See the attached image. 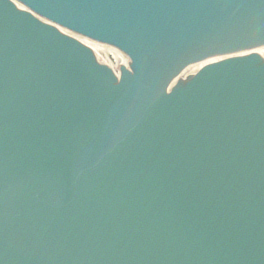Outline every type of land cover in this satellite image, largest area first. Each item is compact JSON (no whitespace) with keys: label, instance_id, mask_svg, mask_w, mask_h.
Returning <instances> with one entry per match:
<instances>
[{"label":"water","instance_id":"obj_1","mask_svg":"<svg viewBox=\"0 0 264 264\" xmlns=\"http://www.w3.org/2000/svg\"><path fill=\"white\" fill-rule=\"evenodd\" d=\"M34 4L129 70L0 0V264H264V58L166 92L263 46L264 0Z\"/></svg>","mask_w":264,"mask_h":264},{"label":"bare ground","instance_id":"obj_2","mask_svg":"<svg viewBox=\"0 0 264 264\" xmlns=\"http://www.w3.org/2000/svg\"><path fill=\"white\" fill-rule=\"evenodd\" d=\"M17 3V2H16ZM71 34V33H70ZM72 35V34H71ZM74 36V35H73ZM75 37V36H74ZM77 38L78 40H80L81 42L87 44L88 46H91L92 49L94 50L95 52V55H96V58L99 62H106L107 63V59L104 57V55L102 54V52L95 46L93 45L92 43H89L88 41H84V40H81L79 39L78 37H75ZM249 52H255L256 54H260L263 58H264V47L262 48H258L256 50H251V51H248V52H243V53H236V54H231V55H216L212 58H209V59H201L200 61H197L195 62L194 64L188 66L187 68H185L184 70H182L178 76V80H182L185 75L188 73V71L192 68H195L197 66H200V65H203V64H206V63H209V62H212V61H215V60H219V59H223V58H227V57H231V56H235V55H245Z\"/></svg>","mask_w":264,"mask_h":264}]
</instances>
